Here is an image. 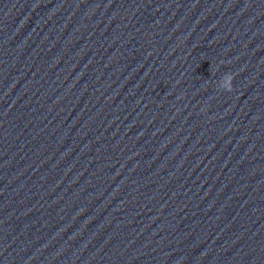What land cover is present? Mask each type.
Listing matches in <instances>:
<instances>
[{"label":"water","instance_id":"1","mask_svg":"<svg viewBox=\"0 0 264 264\" xmlns=\"http://www.w3.org/2000/svg\"><path fill=\"white\" fill-rule=\"evenodd\" d=\"M0 264H264V0H0Z\"/></svg>","mask_w":264,"mask_h":264}]
</instances>
